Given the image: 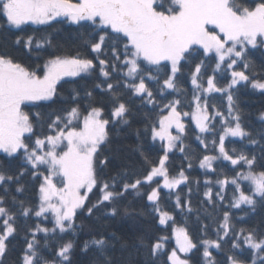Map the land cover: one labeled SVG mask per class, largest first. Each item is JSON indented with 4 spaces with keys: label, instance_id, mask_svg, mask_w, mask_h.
Masks as SVG:
<instances>
[{
    "label": "snow or ice",
    "instance_id": "obj_1",
    "mask_svg": "<svg viewBox=\"0 0 264 264\" xmlns=\"http://www.w3.org/2000/svg\"><path fill=\"white\" fill-rule=\"evenodd\" d=\"M25 25L46 26L44 35H35V30L33 34H18L26 33ZM64 25L92 30L91 39L84 40L94 54L92 58L79 50L61 51L56 35ZM0 37V48L7 46L23 54L19 59L11 51L0 50V153L5 154V160L20 161L15 171L0 162V264H5L10 238L18 234L21 216L25 220L34 216L39 222L26 228L19 264H73L76 237L83 230V225L77 224L78 216L86 213L92 217L104 209V215L116 217L120 214L119 200L130 192L141 195L143 186L153 184L156 186L147 194V201L162 234L150 242L139 235L131 244L115 233L111 238L103 233L92 235L79 248L82 253L92 250L91 264H141L137 259L141 249L145 250L143 264H192L193 250L200 252L202 264H264V232L259 227L237 231L232 214L224 211L216 224L215 239L208 236V224H202L201 236L194 238L186 223L178 225L160 205L161 188L175 190L188 183L183 168L170 176L166 162L174 149L185 153L184 117H190L199 133L195 138L207 150V138L201 134H211V144L218 152L203 155L199 167L215 171L213 162L222 159L235 172L217 179L220 191L216 197L223 201L221 193L231 185V208L246 205L247 210L242 211L264 209V129L254 134L243 125L235 99L238 85L264 93V69L257 70L248 59L252 49L264 48V0H0ZM205 58L216 61L213 75L206 80ZM97 62L103 79L94 88L109 97L107 116L105 105L95 102L92 90L83 93L88 100L83 106L75 87L67 96L61 92L62 81L70 82L65 78L90 75ZM186 65H194L190 111H182L178 96L168 99L165 95L186 94L179 85V74ZM222 66L230 79L220 86L215 73ZM113 73L119 74L115 82ZM121 88L142 104L159 109V118L146 124L143 132H150L153 142H164L163 155L156 163L137 146L135 151L147 168L131 182L126 166L111 177L103 175L113 164V130L119 135V128L130 125L134 114L131 101L122 99ZM213 93L226 97V112L210 102ZM164 100L167 102L162 103ZM57 104L60 107L52 108L47 119L41 111H31ZM259 119L264 122V112ZM136 136H141L139 129ZM228 137L260 146L261 155L228 149ZM25 177L38 182L34 206L15 195L25 192ZM242 182H247V188ZM94 190L99 196L91 203L89 194ZM204 195L214 204L211 188ZM176 207L193 211L191 201L182 202L179 195ZM139 214L144 215L143 211ZM124 215H131L128 208ZM49 217L51 227L45 226ZM172 240L174 246L169 248ZM226 244L232 251L225 254L226 260H218L212 249L222 252ZM245 253L250 259L243 258Z\"/></svg>",
    "mask_w": 264,
    "mask_h": 264
},
{
    "label": "trees",
    "instance_id": "obj_2",
    "mask_svg": "<svg viewBox=\"0 0 264 264\" xmlns=\"http://www.w3.org/2000/svg\"><path fill=\"white\" fill-rule=\"evenodd\" d=\"M24 28L27 30L26 33L18 34H33L35 30V35H44L43 29L46 26L35 27L31 25H26ZM15 31V30H13ZM91 29L79 28L77 25H64L62 30L56 35V41L62 46L61 51L75 53L77 50L81 51L89 58L94 55L91 53L90 48L84 45V40L91 39L89 33ZM3 37H0L2 41ZM14 39V37H12ZM10 43V41H9ZM3 51H11L12 55L19 59H23L22 51H15L7 46L0 48ZM51 51V50H49ZM44 58H47V53H45ZM104 58V57H101ZM110 58V53H109ZM248 59L252 61L257 70L264 69V48L252 49L249 53ZM206 69L205 80L207 76L213 75V69L215 68L216 61L214 59L205 58ZM41 62H43L41 60ZM194 69V65L185 66L182 69L181 74H179V85L182 89L186 90L185 95L178 93H172L168 96V99L178 96L182 102V111H190L189 101L192 98V85L190 83V72ZM237 70H243L242 67H238ZM220 86H223L230 79V73L223 70L215 73ZM118 73H113V81L115 82L118 78ZM103 78L99 74V65L97 62V67L93 70L90 75H83L75 79H69L68 83L62 81L63 87L61 89L62 95L67 96L71 88L75 87L80 91L82 100V106L88 102L87 98L83 96L86 90H92L95 97V102L99 105L103 103L105 105V115L107 116L110 105L108 104L109 97L101 92L99 89H95L94 85L100 82ZM150 86L154 87L152 82H149ZM206 86V84H205ZM238 90L235 93V99L241 110L242 123L243 125L255 132L264 129V122L260 121L259 115L264 112V93L251 89L250 86L244 87L243 85L237 86ZM122 99L125 101H131V106L133 109V116L130 118V125H125L119 128V135H116V130H113L112 144H111V155L113 156V164L109 166L104 172V177H111L121 168L126 166L129 169V182L137 176H142L147 165L144 162V158L140 155L138 151H135L138 145L141 146V150L144 156L153 163L158 162L159 158L163 155L162 144L158 141L153 142L151 139L150 132L144 134L143 130L146 124L156 121L159 118V109H153L151 105H144L141 103L139 98L130 97V94L126 93L123 88L120 89ZM159 99V97H158ZM210 102L214 103L217 108L222 111L227 110V100L226 97L219 94L213 93L209 97ZM164 100L162 103H166ZM60 107L59 104L52 105L51 108H31L32 112L41 111L45 114V119H47V113L52 110V108ZM25 110H28L27 108ZM184 122L186 124L187 135L183 138V143L185 145V153H181L178 148L169 155V160L167 161V167L170 176L177 175L181 168L185 170V174L189 177L188 183L182 185L175 191H166L161 189V199L160 205L163 210L170 212L177 224H185L189 228L191 234L194 238H199L201 236L200 227L202 224H208V236L209 238L215 239V228L216 224L222 219L223 212L229 211L232 214V223L235 224L236 230L240 228L251 229L254 227H259L261 232H264V209H258L256 212L242 211L241 209L247 210L246 205H242L241 209L231 208L230 204L233 197L232 186L229 185L221 195L224 196V200L220 201L216 197V193L220 191V185L216 183L217 179H223L224 175L233 176L235 172L232 170V166L228 161L217 160L215 161L213 168L215 171H205L199 167V161L202 159L203 155H218V152L213 149L211 144L212 136L211 134H201L205 136L206 142L208 143V149L205 150L204 146L200 144L199 140L195 137L198 130L195 128L194 124L189 118H185ZM217 131L220 129L219 123L216 125ZM141 131V136L138 138L136 136V130ZM39 131V129H37ZM259 139V137H257ZM226 147L228 149L236 148L244 151H253L257 156H260V146L249 144L247 140H236L233 138H228L226 140ZM179 146V145H178ZM185 156L188 158L185 159ZM0 162H3L7 168L11 171H15L20 164L19 160L4 159V155L0 154ZM191 163L192 167L189 168L188 164ZM239 170V169H237ZM259 170V169H258ZM211 181L209 184H205V181ZM198 181V183H197ZM160 182V181H159ZM24 183L26 185V190L24 193H15L18 199L24 200L26 205H35L37 202L36 189L38 188V182H34L30 177L24 178ZM243 186L247 188V182H242ZM156 185L153 184L151 187L145 185L141 188V195H136L134 192L126 194L125 198L118 201V206L120 208V214L116 217H110L104 215V209L96 212L92 217H88L86 213L78 216L77 224L83 225V230L79 232L76 237L77 249L74 253L73 264H91L93 259L92 250L89 253H82L79 251L80 246H82L83 241L91 238L92 235L97 233H103L106 237H110L111 233H115L117 236L127 240L130 244L133 243L137 236L144 235L147 242H150L152 238L156 235L162 234L161 227L156 224V217L151 211V204L147 201V194L151 191L152 187ZM13 186V192H14ZM211 188L213 203H208L207 198L204 193ZM189 190H191L189 192ZM179 195L181 201H191V206L193 211L191 213L187 212L185 209L176 207V196ZM99 196V192L94 190L90 194L91 203H95ZM128 208L131 215L125 216L124 209ZM13 211L18 212V207H14ZM143 211L144 215L139 213ZM197 216L200 220L197 221ZM51 217L49 221L45 222V226L51 227ZM39 220L36 217H31L25 220L24 217H19V232L16 236L10 238L9 252L5 260V264H19V257L22 253L24 247V236L26 228L29 225L34 226ZM167 234H171V229H168ZM41 236L43 234H40ZM169 248L174 246V241L169 242ZM144 249H141V253L137 256V259L143 264L144 260ZM214 255L218 260H226V253H230V244H226L222 252H217L212 249ZM236 254L240 255L239 250H236ZM47 255V251H45ZM117 259L120 258L121 252L119 251V246L117 245V250L115 252ZM126 256L127 253L125 252ZM191 255L192 264H202L200 252L193 250ZM51 258V257H49ZM245 259H250V254L245 253Z\"/></svg>",
    "mask_w": 264,
    "mask_h": 264
},
{
    "label": "rangeland",
    "instance_id": "obj_3",
    "mask_svg": "<svg viewBox=\"0 0 264 264\" xmlns=\"http://www.w3.org/2000/svg\"><path fill=\"white\" fill-rule=\"evenodd\" d=\"M26 26V25H25ZM31 26H35V27H40V26H43V25H31ZM214 55V54H213ZM82 76H83V74H82ZM76 78H78V77H76ZM66 80H69V79H75V78H65ZM185 118H189L190 119V117H184V119ZM191 120V119H190ZM193 124H194V122H192ZM194 126H195V124H194ZM173 131V134L175 135L176 133H175V129H173L172 130ZM228 138H233V139H236V140H240L239 138H234V137H228ZM227 138V139H228ZM226 139V140H227ZM158 142H160V143H164V142H162V141H159V140H157ZM177 145H179V142H177ZM176 149H174L173 151H175ZM172 151V152H173ZM171 152V153H172ZM171 153H169V155L171 154ZM0 154H2V153H0ZM3 155H5V154H3ZM222 160V159H221ZM167 163V162H166ZM214 163H215V161L213 162V165H214ZM203 170H205V171H209V170H206V169H203ZM210 172V171H209ZM157 180H159L160 181V184H162L163 183V179L162 178H157ZM182 185H184V184H181L179 187H181ZM178 187V188H179ZM177 188V189H178ZM161 189H163V188H161ZM177 189H175V190H177ZM163 190H166V191H175V190H169V189H163ZM90 195V194H89ZM174 241V240H173ZM175 243V242H174Z\"/></svg>",
    "mask_w": 264,
    "mask_h": 264
}]
</instances>
